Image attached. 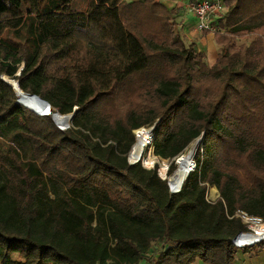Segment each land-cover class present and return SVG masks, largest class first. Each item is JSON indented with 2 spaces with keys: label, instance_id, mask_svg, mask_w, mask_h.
<instances>
[{
  "label": "trees",
  "instance_id": "obj_1",
  "mask_svg": "<svg viewBox=\"0 0 264 264\" xmlns=\"http://www.w3.org/2000/svg\"><path fill=\"white\" fill-rule=\"evenodd\" d=\"M44 1L16 16L0 0V264H103L113 237L95 224L99 207L159 230L149 252L117 250L128 264H234L254 246L232 243L246 229L237 211L264 221V0H223L211 66L162 1L88 0L74 11ZM2 74L74 112L70 127L34 111L46 109L40 99L19 102ZM158 118L154 147L167 158L205 131L201 168L177 193L157 166L128 162L133 130Z\"/></svg>",
  "mask_w": 264,
  "mask_h": 264
},
{
  "label": "rangeland",
  "instance_id": "obj_2",
  "mask_svg": "<svg viewBox=\"0 0 264 264\" xmlns=\"http://www.w3.org/2000/svg\"><path fill=\"white\" fill-rule=\"evenodd\" d=\"M44 2H45L44 0H20V4L16 5L14 3V0H7V3L9 4L10 9H11V14L16 15V16H20L21 14L27 15V14H31V13L32 14L39 13L42 10ZM87 5H88V0H67L60 7V10H62V11L83 10V9L87 8ZM222 11H223V9L220 11V14ZM172 20H173V17H172ZM175 25H176V23H175ZM176 29L178 30L177 25H176ZM218 32H222V30H220ZM209 33H212V32H209ZM216 33H213L214 36ZM252 39H253L252 35H246L245 37L237 38L236 43H237V45H240L242 43H248ZM211 42H212L213 46L215 48H217V44H216L215 40L211 39ZM220 51H222V47H220ZM212 52L213 51H211V49L209 48V52L207 53V56L209 59H210L211 54L213 55V58H215L217 55L216 51L213 53ZM204 55H205V53H204ZM204 60L206 62L205 57H204ZM71 122L72 121H70V124H71ZM159 122H160V118L157 119V125ZM136 137L137 136H135V133H134V143H133L132 147L136 143ZM154 148L155 147H154V142H153V144H151L147 148V151L145 152V156L147 158V157H149L150 153H153V159L156 160L155 165H147L145 163V161H144V163H142V165H144V167L146 166V168H154L157 166L158 174L161 173L164 176L163 164L165 165V168H166L168 162L170 160H172L173 157L167 158V157L161 156V154L159 155L157 153V151L154 150ZM131 149L132 148H130V151H131ZM204 150H205V139H204ZM185 155L189 159L191 158L190 154H185ZM127 158H128V162H129V154L127 155ZM180 163L182 166L187 167L182 162H180ZM174 164H175L174 170H176L177 165H176V163H174ZM187 168H189V167H187ZM174 170H173V172H174ZM172 173H169V171H168V175H167V177L164 176L165 177L164 179L168 180V177H170L172 175ZM168 182H170V181H168ZM213 187L216 188L215 193H213L211 190ZM207 191H208L207 196L211 200L216 201L220 197L219 193H218V189L216 186H210L209 185V188H208V185H207ZM207 191H206V193H207ZM237 212H239L241 214L246 213V212L243 213V211H237ZM247 214H249V213H247ZM252 217L259 218V217L253 216V215H252ZM259 219H261V217ZM95 222H96L95 224H100V225L104 226L105 231L108 232L113 237L110 247L108 248V250H106L105 254L102 257V263L103 264H128L124 255L118 253L117 250L121 249L122 251H127L130 253L134 252V249L130 245V242H132L137 247L141 248L143 251L149 252V251H151L152 247L154 246L155 238L157 237V235L159 233V230L155 227L154 224L132 223L129 221H125L123 219L116 217L114 215L113 211L110 208H106V207L96 208V221Z\"/></svg>",
  "mask_w": 264,
  "mask_h": 264
},
{
  "label": "built area",
  "instance_id": "obj_3",
  "mask_svg": "<svg viewBox=\"0 0 264 264\" xmlns=\"http://www.w3.org/2000/svg\"><path fill=\"white\" fill-rule=\"evenodd\" d=\"M189 6H190L189 8H190L191 12L196 17V20H197L196 29L198 31H201V32L209 31L212 33H216L218 31H220L218 24H216V22H215V19H216L215 17L224 8L223 7V0H190ZM70 125L71 124H69L68 127H70ZM156 130H157V121L154 124L143 125V126H140V127L133 130V132L135 133V136H137L136 137V143L138 142V139L141 137V135L146 136L148 141H147V144L145 146V150L141 153V156L137 159L132 158L131 153L133 151L134 146L131 147L132 148L131 151L128 152L130 164H135V163H141L142 164V163H144L145 157H146L145 152L147 151V148L151 144H153L155 136H156ZM204 137H205V131H202L201 134L198 137H196V139L192 140L181 153L174 156L172 158V160H170L168 162L167 167L164 170V176L167 177L169 168L171 167L170 165L172 163H176L177 169H178V167L180 165V159L182 158V156H184L185 154H188L190 152H192V154H191L192 156L190 158V163L188 166L189 167L188 176L190 173L195 172L196 170H199L201 168V163L199 162V157L202 159L203 155L205 153V150H204V139L205 138ZM154 150H155V148H154ZM155 163H156V160L153 159V162L151 165H155ZM177 169L174 170V172L172 173V176L175 174ZM159 175L161 177L165 178L161 173H159ZM171 178H172L171 176L168 177V181H170L168 183H169L171 193L180 192L182 189L183 183L186 182L185 181L186 179L184 180V182L181 183L180 186H176V185L172 184ZM207 185L209 188V184H207ZM207 194H208V191L206 193V199L209 202H215V200L209 199ZM236 215L239 216L242 219L243 223L246 225V229L240 231L232 239V243L237 248H244V247H248V246H253V245H256V244L264 241V221L262 219L252 217V215H249L247 213L241 214V213L237 212ZM259 231H261V232H259ZM246 236H249L248 237L249 242L242 244L241 241H243L242 239L245 238Z\"/></svg>",
  "mask_w": 264,
  "mask_h": 264
},
{
  "label": "crops",
  "instance_id": "obj_4",
  "mask_svg": "<svg viewBox=\"0 0 264 264\" xmlns=\"http://www.w3.org/2000/svg\"><path fill=\"white\" fill-rule=\"evenodd\" d=\"M132 1V0H126ZM164 2L170 9H173L175 14L173 15V21L176 23L179 33L187 42L195 43L197 51L205 53L206 62L211 66L215 63L218 54L221 52L220 47L217 45L215 48L211 42V39L215 40L213 33L201 32L196 29V17L190 10L189 1L190 0H159ZM223 9L222 12H225ZM219 13L215 18L218 20L223 13ZM26 15V14H25ZM216 51V57L210 55V59L207 56L209 52ZM212 52V53H213ZM263 242V241H262ZM261 243V242H260ZM254 245L250 250L243 251V249H238L234 264H264V243ZM17 256V255H15ZM196 264H206L202 261H197Z\"/></svg>",
  "mask_w": 264,
  "mask_h": 264
},
{
  "label": "bare ground",
  "instance_id": "obj_5",
  "mask_svg": "<svg viewBox=\"0 0 264 264\" xmlns=\"http://www.w3.org/2000/svg\"><path fill=\"white\" fill-rule=\"evenodd\" d=\"M7 79L10 81V79L7 77ZM13 85H14V89H15V91H16V93H17V96H18V100L20 101V102H22V103H24L26 106H28L29 104L28 103H26L25 102V96L27 95V96H29V97H32V98H36V99H40L43 103H45V105H46V109H44V110H36V109H34L35 111H37V112H39V113H43V114H46V113H49V108H48V105H47V103L43 100V99H41L40 97H37V96H34L33 94H31V93H28V92H25L24 90H23V88H21L20 87V85H17V82H16V79H12V81H10ZM33 103V102H32ZM29 107V106H28ZM29 108H31V107H29ZM33 110V109H32ZM61 116H65V118L66 119H68V117H67V115H65V114H62V113H57L56 114V118H58V120L60 119V117ZM140 140H142L143 141V143H145V145H144V150H145V146H146V144H147V137L146 136H144V135H141V137L139 138ZM135 146V145H134ZM144 150H140L139 152H135L134 151V147H133V151H132V153H131V156H132V158L133 159H137V158H139L140 156H141V153L144 151ZM188 154H192V152H190V153H188ZM192 156V155H191ZM152 162H153V153H150L149 154V157H145V163L147 164V165H151L152 164ZM180 162H182L185 166H189V163H190V159L188 158V157H186V155H184V156H182V158L180 159ZM164 165V164H163ZM180 165H181V163H180ZM180 165H179V167H180ZM179 167H178V169H179ZM166 168H163V170H165ZM177 169V168H176ZM178 169H177V171H178ZM189 169V168H188ZM177 171L175 172V174L172 176L171 175V180H172V184H174V185H176V186H180L181 185V183L182 182H184V180L187 178V176L185 177V179L180 183V184H176L175 182H177ZM259 232H261V231H259ZM249 236H246L245 238H241L243 241H241V243L243 244V243H247V242H249V238H248Z\"/></svg>",
  "mask_w": 264,
  "mask_h": 264
},
{
  "label": "water",
  "instance_id": "obj_6",
  "mask_svg": "<svg viewBox=\"0 0 264 264\" xmlns=\"http://www.w3.org/2000/svg\"><path fill=\"white\" fill-rule=\"evenodd\" d=\"M22 67H23V65H22ZM21 67V68H22ZM20 71V70H19ZM18 74H19V72H18ZM17 74V75H18ZM6 76L7 75H3L2 74V78H3V80L5 81V82H7L9 85H11L13 88H14V85L6 78ZM16 82H17V85H19V81L18 80H16ZM15 90V89H14ZM27 92H30V91H27ZM30 93H32V92H30ZM17 94V93H16ZM32 94H35V93H32ZM35 95H37V96H39V97H41L43 100H45L46 102H48L49 104H51L53 107H54V109H55V111L54 112H52V113H46V114H43V113H39V112H37V113H39V114H41V115H44V116H50V117H52L53 118V120L55 121V123L60 127V128H62V129H65V128H67L68 126H69V124H70V121L71 120H73L72 118H73V115H74V112H72V113H68V114H65V115H67V117H68V119H64V120H58V118H56V114L57 113H59V111L56 109V107L52 104V102H50L49 100H46L45 98H43L41 95H39V94H35ZM19 101V100H18ZM20 102V101H19ZM22 103V102H21ZM24 104V103H23ZM35 111V110H34Z\"/></svg>",
  "mask_w": 264,
  "mask_h": 264
}]
</instances>
